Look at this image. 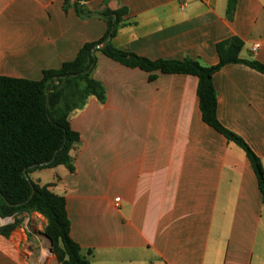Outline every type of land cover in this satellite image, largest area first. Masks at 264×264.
Here are the masks:
<instances>
[{"label": "crops", "instance_id": "crops-1", "mask_svg": "<svg viewBox=\"0 0 264 264\" xmlns=\"http://www.w3.org/2000/svg\"><path fill=\"white\" fill-rule=\"evenodd\" d=\"M65 1L0 0V75L40 80L60 68L105 35L103 9L126 10L111 39L124 51L210 66L219 62L217 45L236 36L240 57L264 64V0H237L231 13L229 0H81L90 15ZM95 55L92 76L106 99L90 96L71 116L80 137L75 170L29 173L65 197L83 256L91 264H264L257 175L246 152L203 120L198 77L129 67L101 49ZM213 83L218 119L264 167V73L228 63ZM18 218L0 233V264H60L46 218Z\"/></svg>", "mask_w": 264, "mask_h": 264}, {"label": "trees", "instance_id": "trees-1", "mask_svg": "<svg viewBox=\"0 0 264 264\" xmlns=\"http://www.w3.org/2000/svg\"><path fill=\"white\" fill-rule=\"evenodd\" d=\"M80 2L77 0L76 3L79 14H92ZM67 3L68 0L65 1ZM236 3L237 0H229V13L235 9ZM124 13L125 9L98 11L97 14L108 25L105 35L96 42L84 44L76 57L64 62L60 68L44 70L40 80L0 75V217L15 218L13 223L0 226V233L8 234L17 227L21 223L19 215L40 213L47 220L44 231L60 264L91 262L83 256L80 245L71 237V220L65 197L54 193L49 185L33 181L29 173L36 168L61 164L71 171L75 170L71 151L79 143L80 137L71 128V116L85 105L90 96H96L101 102L106 99L103 85L92 76L97 58L91 54V50L97 44L106 42L101 51L129 67L197 76V94L203 120L246 152L257 175L264 203L262 161L241 136L226 128L218 119L217 92L213 83V75L228 63H244L262 73L264 64L241 58L244 42L236 36L217 45L219 62L210 66L191 57L152 60L124 51L111 42ZM150 78L153 79L154 75ZM43 162L47 164L42 165ZM25 169L28 177L24 174Z\"/></svg>", "mask_w": 264, "mask_h": 264}, {"label": "water", "instance_id": "water-1", "mask_svg": "<svg viewBox=\"0 0 264 264\" xmlns=\"http://www.w3.org/2000/svg\"><path fill=\"white\" fill-rule=\"evenodd\" d=\"M85 1V0H84ZM114 16H116V15H114ZM106 46V42H104L103 44H97V45H95L93 48H92V50H91V54L93 55V56H95V54H96V51L98 50V49H103L104 47ZM47 164V162H43L42 163V165H46ZM34 165H32L31 167H33ZM24 174L28 177V173H27V170L25 169L24 170ZM12 219V217H5V218H3V217H0V220H2V221H4V222H6V221H10ZM48 237V236H47ZM49 238V237H48ZM51 252H52V249H51Z\"/></svg>", "mask_w": 264, "mask_h": 264}, {"label": "built area", "instance_id": "built-area-1", "mask_svg": "<svg viewBox=\"0 0 264 264\" xmlns=\"http://www.w3.org/2000/svg\"><path fill=\"white\" fill-rule=\"evenodd\" d=\"M257 47H258V45L254 46V48H253V49H254V50H256V48H257ZM119 200H120V198H119V197H117V198H116V201L118 202Z\"/></svg>", "mask_w": 264, "mask_h": 264}]
</instances>
